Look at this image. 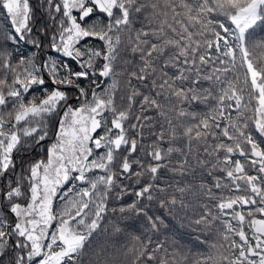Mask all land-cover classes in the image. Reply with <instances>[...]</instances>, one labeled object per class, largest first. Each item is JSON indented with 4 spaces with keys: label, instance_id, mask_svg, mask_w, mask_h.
<instances>
[{
    "label": "snow or ice",
    "instance_id": "obj_1",
    "mask_svg": "<svg viewBox=\"0 0 264 264\" xmlns=\"http://www.w3.org/2000/svg\"><path fill=\"white\" fill-rule=\"evenodd\" d=\"M0 24V264H264V0H0ZM173 220L207 251L154 242Z\"/></svg>",
    "mask_w": 264,
    "mask_h": 264
},
{
    "label": "trees",
    "instance_id": "obj_2",
    "mask_svg": "<svg viewBox=\"0 0 264 264\" xmlns=\"http://www.w3.org/2000/svg\"><path fill=\"white\" fill-rule=\"evenodd\" d=\"M33 3H35V0H33ZM37 19L39 21V23L37 24V27H40L41 25L47 24L48 20L46 17L41 16L39 13L37 14ZM0 27H2V24H0ZM257 34L261 37H264V26L258 27L256 29ZM49 41L47 38H44V43L47 44ZM96 43V42H93ZM15 51L17 52V55L20 54H29L32 51L37 52L38 55H44L45 58H47L49 55L52 56H57L58 54L56 53H52L50 51V49H43L41 50H37V49H33L31 47V45H19ZM258 55V53H257ZM63 59V58H61ZM73 67H76L73 64ZM90 91V90H89ZM142 155V153H141ZM46 156L45 153H43L41 150L37 149L34 152H31L30 154L26 155V159L31 161V160H36V159H40L42 157ZM171 175V174H169ZM133 199V197L131 196H126L124 198L125 203L130 202ZM120 204L119 202H115L111 205V207H116L119 208ZM194 207H196V204L194 203L193 205ZM181 215H183V213H181ZM189 215L191 216L192 213L189 212ZM112 219L118 220L119 219V214L117 213V216L112 217ZM169 220H171V217H168ZM120 223H123V221H120ZM173 223L176 225L177 228V232L175 233V235H173L171 232H161V233H157L156 236L153 237L154 242H167V245H171L172 242L174 241L177 245V248L182 250L183 253L188 254L189 255V259L193 258V255L196 253H200V252H206L207 251V246L206 245H201L199 248H194L193 244L191 243L192 240H194L196 235H200L201 239L205 238V235L203 233L200 232H193L192 228L187 226V221H185L184 225H181L179 222L173 220ZM215 232V230H213V233ZM139 234V233H137ZM113 233H111V230H109V238H114ZM147 235H152L151 233H148ZM157 237H158V241H157ZM145 239H147V236H145ZM208 239V243H212L213 240L215 239L214 234L213 235H208L207 236ZM120 245H126L131 243V237L129 235H123L120 237L119 242ZM160 255H163V253H161ZM123 259V257H121ZM177 259H181L180 257H177ZM126 264H128V262H126Z\"/></svg>",
    "mask_w": 264,
    "mask_h": 264
}]
</instances>
